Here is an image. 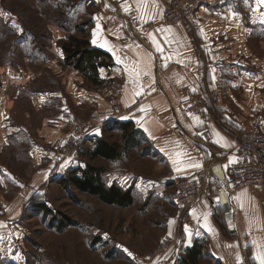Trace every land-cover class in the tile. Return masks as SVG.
Here are the masks:
<instances>
[{"label":"crops","instance_id":"obj_1","mask_svg":"<svg viewBox=\"0 0 264 264\" xmlns=\"http://www.w3.org/2000/svg\"><path fill=\"white\" fill-rule=\"evenodd\" d=\"M167 1L74 0L72 5L74 24L85 23L83 28L91 46L108 53L112 65L99 67L98 78L104 81L101 87L84 88L71 83L67 92L75 103L89 101L90 106H99L97 110H103L110 118L116 113L108 109L109 98L118 95L123 105L118 115L87 137L86 141L94 138L90 151L97 139H105L102 133L107 127L120 130L124 141L127 135L118 124L130 122L135 143L127 147L117 144L115 158L97 157L117 160L146 143L150 152L142 157L156 162L154 173L165 172L159 178L127 168L107 173L111 182L107 186L115 184L129 190L132 196L135 191L142 195L153 191L160 196L166 193L164 188L168 193L166 186L174 187L177 178L194 176L201 168L214 164L226 173L229 165L241 158L234 134L248 129L255 121L264 132V4L250 0L216 9L203 6L191 21L167 25L162 21ZM62 3L65 5L66 0ZM125 7L129 10L125 11ZM70 34L79 33L74 28H57V41H65ZM53 51L59 59L63 57L59 45ZM9 74L13 87L23 85V75L15 70H9ZM144 77L149 80L144 82ZM185 86L197 100V113L180 105ZM211 92L218 94L215 104L210 101ZM38 95L40 98L34 96L40 103L37 107L60 100L62 106L59 104L58 113L48 121L63 126L70 107L65 93L46 89ZM2 108L1 103L0 118L4 114ZM175 125L181 127L180 134L173 132ZM11 128L6 125L5 133ZM206 129L212 131V137L203 142L201 133ZM197 164L200 167L194 166ZM1 203L0 252L13 239V198ZM185 215L194 221L193 226L185 231L174 212L164 220L165 233L181 231V253L195 242H202L201 264L203 258L214 264H260L257 257L264 258V186L230 191L209 172L203 192ZM180 254H160L148 263L176 264Z\"/></svg>","mask_w":264,"mask_h":264},{"label":"rangeland","instance_id":"obj_2","mask_svg":"<svg viewBox=\"0 0 264 264\" xmlns=\"http://www.w3.org/2000/svg\"><path fill=\"white\" fill-rule=\"evenodd\" d=\"M73 2L66 0L64 5L62 0H0V104L4 112L0 118V200L10 202L13 198V239L0 252V264H149L148 260L160 255L153 253L167 235L163 226L166 217L177 212L182 220L184 215L172 204L174 187L166 186L170 191L164 188L166 193L160 196L153 191L146 195L135 191L133 203L121 207L58 181L87 163L103 168L105 184L111 183L107 173L121 168L155 178L165 173H154L156 162L142 157L150 152L146 143L113 161L89 158L94 138L72 142L70 150L61 153L67 139L72 136L74 140L72 134L78 121L87 122L98 114L108 123L118 115L112 111L116 114L110 118L97 110L99 106H90L89 101L75 103L67 92L71 83L84 88L92 84L78 70L64 65V52L59 59L53 51L63 41H57V28L74 27ZM9 70L23 75V85L13 87ZM46 89L63 91L67 97L72 110L66 109L67 123L63 126L48 121L58 113L60 100L37 107L40 103L34 96L40 98L38 92ZM183 92L186 93L184 87ZM119 101L118 95H112L108 109L111 111L113 102ZM6 125H12L8 133ZM102 134L120 146L125 142L120 130L107 127ZM58 135L61 136L56 139ZM54 164H58V170L49 177ZM38 204H44L48 212ZM176 231L171 235L178 237L181 231ZM182 246L181 241L178 255L171 256H179ZM202 264L214 262L203 258Z\"/></svg>","mask_w":264,"mask_h":264},{"label":"built area","instance_id":"obj_3","mask_svg":"<svg viewBox=\"0 0 264 264\" xmlns=\"http://www.w3.org/2000/svg\"><path fill=\"white\" fill-rule=\"evenodd\" d=\"M250 0H169L163 10L162 21L167 25L177 24L182 21H191L198 8L203 6L211 8H220L226 4L233 6H239L243 2ZM148 77H144L143 81H148ZM185 96L180 101V105L188 112L197 113L199 107L196 104L194 94L190 88L185 86ZM218 94L211 92L210 101L215 104ZM118 104L113 102V112H119L123 110V105L119 101ZM107 119L101 115H94L87 122H77L75 129L73 130V141L70 136L67 141L60 148L61 153H67L72 142L76 144L80 139L87 138L91 135H95L105 124ZM173 132L180 134L182 132L179 125H175L172 128ZM212 137V131L209 129L203 130L201 133V139L203 142H208ZM234 140L236 143V149L240 153L241 158L228 167L226 173L219 171L217 164L206 166L201 168L194 176L180 177L174 180V190L171 192V201L177 207L182 210L184 215L187 209L196 201V199L203 192L208 173L220 182H224L226 187L230 191H237L249 187H262L264 186V132L259 130V122L255 121L253 124L245 130L234 134ZM218 169V170H217ZM58 170V164H54L49 171V177L53 176ZM182 216V220L185 225L193 226L194 221L187 218L186 215ZM181 244V238L178 235H164L160 240L159 245L154 251L153 255L158 254H174L179 253V246Z\"/></svg>","mask_w":264,"mask_h":264},{"label":"trees","instance_id":"obj_4","mask_svg":"<svg viewBox=\"0 0 264 264\" xmlns=\"http://www.w3.org/2000/svg\"><path fill=\"white\" fill-rule=\"evenodd\" d=\"M84 24H74L75 26L73 28L79 34H70L65 41L61 42V47L64 52L63 62L65 66H71L81 72L90 80L91 85L100 86L104 81L98 78V69L99 67L112 65L111 57L108 53L91 46L88 33L83 28ZM61 27L64 30H69L68 27ZM118 125L124 131L125 135H127L124 142L125 147L133 145L135 143V136H133L132 124L126 122L119 123ZM88 155L91 159L97 156L112 159L118 155V145L100 138L95 141V148L93 151H89ZM102 169L101 167L87 163L84 168L76 167L71 171L69 177L59 178L58 181L63 182L65 186L71 184L80 191L95 195L106 204L121 207L130 206L133 203L131 192L129 190H123L115 184L107 186L102 180ZM38 205V208L48 212V210L44 209V204ZM183 253L178 258L176 264H201L200 260L204 253L203 243L195 242L192 247L183 250Z\"/></svg>","mask_w":264,"mask_h":264},{"label":"snow or ice","instance_id":"obj_5","mask_svg":"<svg viewBox=\"0 0 264 264\" xmlns=\"http://www.w3.org/2000/svg\"><path fill=\"white\" fill-rule=\"evenodd\" d=\"M257 3H258V5L259 4H264V0H257ZM128 10H129V8L128 7H125V11H128ZM94 35H95V33H94ZM93 42L95 43V40ZM157 50L158 51L160 50L159 45H157ZM141 110L143 111L144 109H141ZM231 162H233V161H230V163ZM194 166L200 167L199 164L194 165ZM185 231H187V226H185ZM257 258L260 260V264H264V258H261V257H257Z\"/></svg>","mask_w":264,"mask_h":264}]
</instances>
